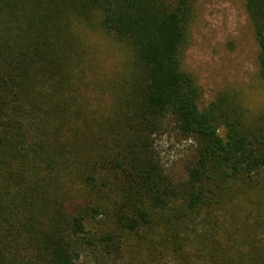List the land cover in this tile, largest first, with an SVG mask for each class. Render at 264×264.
<instances>
[{"label":"trees","instance_id":"obj_1","mask_svg":"<svg viewBox=\"0 0 264 264\" xmlns=\"http://www.w3.org/2000/svg\"><path fill=\"white\" fill-rule=\"evenodd\" d=\"M198 0H0V264H264V120L183 69ZM264 83V0H244ZM136 58L97 116L74 22ZM195 144L184 180L157 137Z\"/></svg>","mask_w":264,"mask_h":264},{"label":"rangeland","instance_id":"obj_2","mask_svg":"<svg viewBox=\"0 0 264 264\" xmlns=\"http://www.w3.org/2000/svg\"><path fill=\"white\" fill-rule=\"evenodd\" d=\"M72 28L84 58L83 96L97 116H107L113 109V91L132 71L136 58L126 44L108 35L97 22L90 26L77 20ZM258 53L244 0H198L182 62L201 89L203 108L220 93L233 90L239 94L249 124H260L264 120V83ZM156 146L171 178L184 180L194 157V142L169 126L157 137ZM78 264L127 262L115 263L89 252ZM160 264L171 262L163 260Z\"/></svg>","mask_w":264,"mask_h":264}]
</instances>
